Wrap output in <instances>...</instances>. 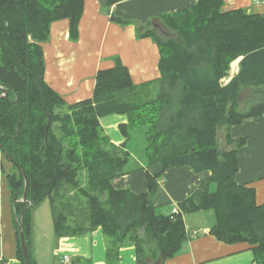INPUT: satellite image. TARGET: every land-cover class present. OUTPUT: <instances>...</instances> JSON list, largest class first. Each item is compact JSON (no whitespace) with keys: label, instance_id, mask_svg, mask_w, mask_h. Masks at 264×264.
<instances>
[{"label":"trees","instance_id":"trees-1","mask_svg":"<svg viewBox=\"0 0 264 264\" xmlns=\"http://www.w3.org/2000/svg\"><path fill=\"white\" fill-rule=\"evenodd\" d=\"M122 1L101 4L108 10ZM83 4L0 0V86L8 91V98H0V166L3 155L13 165L7 181L21 264L19 218L29 261L35 264L32 213L45 200L51 204L56 239L101 227L109 239L108 264L118 261L119 247L126 242L135 244L139 264L158 258L161 264L188 238L183 215L207 209L215 219L211 235L228 244L247 243L251 264H264V202L256 201L253 186L236 181L237 153L246 138L230 133L231 126L264 113V100L248 112L238 111L241 87L264 85V15L241 9L223 12V0H198L189 8L161 14L157 18L175 36H160L153 28L139 32L159 47L157 80L137 86L117 61L96 73L90 98L67 104L44 81L40 43L48 38L50 24L60 19L69 20L70 37L75 39ZM110 18L123 23L112 14ZM238 58V74L223 85L231 62ZM151 84L155 96L139 100V88ZM109 114L127 115L128 122L120 125L124 136L131 129H146L147 192L112 184L124 174L131 154L103 132L99 119ZM220 126H225V144L233 148L221 146ZM182 166L211 174L179 202L177 214H163L152 203L158 179L165 170ZM25 181L29 202L19 200ZM211 182L217 184L214 191ZM64 187L84 198L86 225L73 226L65 212L56 211L55 200Z\"/></svg>","mask_w":264,"mask_h":264},{"label":"crops","instance_id":"crops-1","mask_svg":"<svg viewBox=\"0 0 264 264\" xmlns=\"http://www.w3.org/2000/svg\"><path fill=\"white\" fill-rule=\"evenodd\" d=\"M197 1L125 0L105 10L101 0H84L75 39L70 37L69 20L60 19L50 24L48 38L40 43L45 83L67 104H73L90 98L96 73L101 69L113 67L117 61L127 67L133 83L137 86L157 80L161 75L158 67L159 47L151 36L141 37L139 32L150 29L151 21L152 25L159 21L158 24L162 27V22L157 18L161 14L189 8ZM234 9L264 15L262 3H254L251 0H223V12ZM111 14L123 23L111 20ZM250 87L256 88L253 85ZM259 87L264 88V85ZM99 121L103 132L113 143L126 146L128 136L121 133L120 125L128 122L127 115L109 114L101 117ZM230 133L233 138H246L245 145L237 153L239 171L236 181L248 183L253 187L256 182H264V113L231 126ZM131 160L135 163L134 167L125 169L124 174L114 178L112 184L118 189L128 188L136 193L147 192V160L141 164L132 156ZM12 170V163L4 155L1 156L0 261L4 264H21L17 255L12 193L7 181V175ZM210 174V171L196 173L189 166L165 170L158 179L156 192L152 195L153 205L161 209L163 214H170L171 209L185 199L190 191L203 184ZM49 206L48 219L44 213L40 221L37 207L32 213V259L35 264H108L109 239L105 237L100 226L81 234L56 239L54 229L50 227H53L50 202ZM209 210H198L190 214L187 212L183 215L188 238L182 242L175 255L161 264L252 263L253 253L247 243L228 244L210 234L215 219ZM195 220L199 222L196 223ZM194 231L197 234L193 236ZM64 256L69 260L64 261ZM115 264H139L133 242H126L119 247L118 261Z\"/></svg>","mask_w":264,"mask_h":264},{"label":"rangeland","instance_id":"rangeland-1","mask_svg":"<svg viewBox=\"0 0 264 264\" xmlns=\"http://www.w3.org/2000/svg\"><path fill=\"white\" fill-rule=\"evenodd\" d=\"M158 22L159 21H156L153 25H151V28H153L158 35L165 36V37L175 36V34L172 31L167 30L164 27V25L162 27L159 26ZM29 40L30 41L33 40L31 36H29ZM239 62H240V58L231 62L230 68H229L226 76L223 77V79H222L223 85L228 83L232 77H234L235 75L238 74L239 69H240ZM150 87H151L152 91L154 92L155 88H154V85H152V84L149 87L145 86L144 87L145 89L139 88V94H138L137 98L139 100L148 99V97H149L148 94L151 93ZM155 87L157 88V84L155 85ZM151 95L155 96L154 93H151ZM239 95H240V99H239L240 100V107L238 109L239 113L248 112L250 110L249 108H251L252 105H256L257 103H259L261 101L262 98L264 99V88H260V87L252 88V87H250L249 84H247V85H244L241 87ZM60 109H64V108H60ZM145 130L146 129L144 127H140V128H135L133 130L131 129L128 131V142L126 144V148L130 151L131 156L139 164H141L143 161L146 162ZM225 134H226L225 126H220L218 129L220 144H221V146H223L227 149H229V148L231 149L234 147V145L227 146L225 144ZM246 145H247V147H249V143H247ZM241 154H242V152H241ZM134 164L135 163L131 160L124 168L126 170H130L134 167ZM82 179L84 180V176H82ZM261 185L263 187L262 189H261ZM263 185H264V182L262 181V182H256L255 186H254V188L256 189V191H255L256 200L259 203L264 202V186ZM209 186H210L211 191H214L217 188L216 182H211ZM68 201H69V203L67 204L66 202H68ZM55 203H56L55 204L56 211L65 212L66 215L68 216V220H69L71 225H73V226L86 225L85 200H84V198H82L78 194H76V193L74 194V191L70 187H64V189L61 190L57 200H55ZM36 209H38L37 215L39 216L40 221L42 220L44 213L46 214V219H48V216H50L49 215L50 214V206H49L48 200H45L44 202L39 204ZM157 210H159V209L157 208ZM209 211H211L210 213H212V215H213V211L212 210H209ZM188 213L190 214L191 212H188ZM206 218H207V216L204 218L205 219L204 221H206ZM192 220H193L192 222H194V219H192ZM195 222L198 223L199 220H195ZM50 223L52 225V222H50ZM47 224H46V228H47ZM42 225L44 226V223H42ZM50 227H51V229L53 228L52 226H50Z\"/></svg>","mask_w":264,"mask_h":264},{"label":"water","instance_id":"water-1","mask_svg":"<svg viewBox=\"0 0 264 264\" xmlns=\"http://www.w3.org/2000/svg\"><path fill=\"white\" fill-rule=\"evenodd\" d=\"M0 89L2 91V93L0 94V98H8V91L6 89H3L1 86H0ZM26 194H27V182L25 181L23 195H22L21 199H19V200L23 201V202H29L26 200ZM18 234L20 237V243H21L23 256H24V262H25V264H31L29 261L26 243H25V239L23 236V230H22V226H21V217L19 218V223H18ZM150 264H160V259L158 258L155 262L150 263Z\"/></svg>","mask_w":264,"mask_h":264},{"label":"built area","instance_id":"built-area-1","mask_svg":"<svg viewBox=\"0 0 264 264\" xmlns=\"http://www.w3.org/2000/svg\"><path fill=\"white\" fill-rule=\"evenodd\" d=\"M252 2H254V3H262V4H264V0H251ZM180 210H179V207L178 206H174L172 209H171V213L170 214H177L178 212H179ZM195 234H197L195 231L193 232V236L195 235ZM64 261H68L69 259H68V257L67 256H64V259H63Z\"/></svg>","mask_w":264,"mask_h":264},{"label":"flooded vegetation","instance_id":"flooded-vegetation-1","mask_svg":"<svg viewBox=\"0 0 264 264\" xmlns=\"http://www.w3.org/2000/svg\"><path fill=\"white\" fill-rule=\"evenodd\" d=\"M163 24V23H162Z\"/></svg>","mask_w":264,"mask_h":264}]
</instances>
